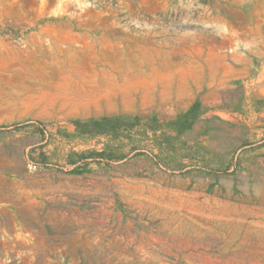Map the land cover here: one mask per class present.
<instances>
[{"label": "rangeland", "instance_id": "rangeland-1", "mask_svg": "<svg viewBox=\"0 0 264 264\" xmlns=\"http://www.w3.org/2000/svg\"><path fill=\"white\" fill-rule=\"evenodd\" d=\"M0 264H264V0H0Z\"/></svg>", "mask_w": 264, "mask_h": 264}]
</instances>
